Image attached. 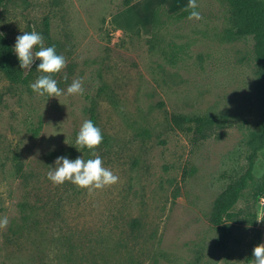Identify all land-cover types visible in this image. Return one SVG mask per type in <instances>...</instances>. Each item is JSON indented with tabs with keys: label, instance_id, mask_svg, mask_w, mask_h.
Instances as JSON below:
<instances>
[{
	"label": "rangeland",
	"instance_id": "rangeland-1",
	"mask_svg": "<svg viewBox=\"0 0 264 264\" xmlns=\"http://www.w3.org/2000/svg\"><path fill=\"white\" fill-rule=\"evenodd\" d=\"M187 2H4L0 32L10 46L24 31L41 33L65 58L58 87L80 79L84 91L40 96L29 87L38 60L21 71L0 66V218L8 220L0 264H251L264 236V152L233 208L224 250L213 248L209 217L244 172L245 141L260 120L253 41L231 36L227 0H196L199 18L176 17ZM116 14L117 25L138 29L117 28ZM174 115L225 124L194 144ZM90 116L103 136L95 152L118 181L92 191L52 184L47 173L58 156L94 158L74 143Z\"/></svg>",
	"mask_w": 264,
	"mask_h": 264
},
{
	"label": "trees",
	"instance_id": "trees-1",
	"mask_svg": "<svg viewBox=\"0 0 264 264\" xmlns=\"http://www.w3.org/2000/svg\"><path fill=\"white\" fill-rule=\"evenodd\" d=\"M6 0H0V8ZM230 7V18L233 30L232 37H251L253 41V61L257 75V84L254 95L259 106L260 120L255 129L251 130L245 141L248 154L244 172L234 181L226 185L213 202L209 222L217 232L213 243L215 250L227 248L231 236L230 222L237 218L233 212L235 204L240 200L243 191L248 189L253 182V165L258 154L264 152V0H227ZM127 3L125 7L129 6ZM153 10L151 15L152 27L156 25L158 10ZM187 12L176 14L177 17L185 16ZM7 38L0 32V66L12 70L13 64L19 66L18 59L12 52ZM20 67V66H19ZM21 71V68L20 70ZM16 72V71H15ZM94 123V118L90 119ZM172 124L176 129L182 130L188 125L192 130L191 142L196 144L213 136L218 128L225 124V118L214 116L185 117L172 116ZM95 125V123H94Z\"/></svg>",
	"mask_w": 264,
	"mask_h": 264
},
{
	"label": "clouds",
	"instance_id": "clouds-1",
	"mask_svg": "<svg viewBox=\"0 0 264 264\" xmlns=\"http://www.w3.org/2000/svg\"><path fill=\"white\" fill-rule=\"evenodd\" d=\"M187 12V19L199 18L202 10L197 6L196 0H188L183 6ZM16 37L12 52L18 59L21 69L30 68L35 61H39L36 70L40 75L35 82L30 83V89L40 96L56 98L60 95L82 94L84 87L80 79H75L66 91L57 85L54 75L65 67V58L56 52L55 46H44V38L37 31H24ZM34 47L38 50L33 51ZM66 79V77H65ZM101 129L94 125L92 120H85L75 138V149L81 153L87 150L94 158L84 159L78 156L69 159L67 156H58L54 166H49L47 179L54 185L70 182L78 189L88 191L100 190L118 181L109 168L103 166L102 159L96 154L95 149L102 143ZM259 222V221H258ZM8 224L6 217L0 218V227ZM251 264H264V244L257 245L252 251Z\"/></svg>",
	"mask_w": 264,
	"mask_h": 264
},
{
	"label": "crops",
	"instance_id": "crops-1",
	"mask_svg": "<svg viewBox=\"0 0 264 264\" xmlns=\"http://www.w3.org/2000/svg\"><path fill=\"white\" fill-rule=\"evenodd\" d=\"M166 7H167V11H169V12H175L177 9H175L173 6L171 7V6H169V5H167L166 4ZM130 8H128L127 10H129ZM117 15H119V14H116V15H113L112 16V21H113V23L117 26V28H119L120 30H126V31H128V30H133V29H138L137 27H135L134 25H130V26H123V27H121V26H119V25H117L116 23H115V19H117L116 17H117ZM152 15V14H151ZM151 15H150V18H151ZM150 25H151V22H150ZM149 29H150V26L149 27H147V30L146 31H143V30H141V28H140V31H141V33H142V35H147V32L149 31ZM261 244H264V236H263V238H262V240H261Z\"/></svg>",
	"mask_w": 264,
	"mask_h": 264
}]
</instances>
